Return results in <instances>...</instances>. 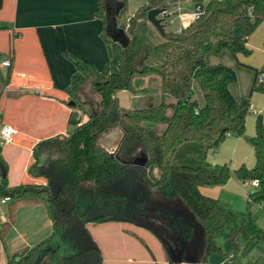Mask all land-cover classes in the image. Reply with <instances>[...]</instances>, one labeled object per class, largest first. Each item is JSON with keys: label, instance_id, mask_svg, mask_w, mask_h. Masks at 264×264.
Wrapping results in <instances>:
<instances>
[{"label": "trees", "instance_id": "16d2710c", "mask_svg": "<svg viewBox=\"0 0 264 264\" xmlns=\"http://www.w3.org/2000/svg\"><path fill=\"white\" fill-rule=\"evenodd\" d=\"M176 1L146 0L120 22L126 0H97L95 14L102 22L100 35L107 47L113 41L106 31L108 24L109 32L122 28L129 41L122 47L115 72L108 63L97 69L65 53L75 67L66 92L75 102L72 108L81 111L85 119L78 123L70 117L73 127L66 134L42 139L33 146L29 173L43 178L44 184L8 186L0 145V197L45 200L52 222L47 238L9 255L5 264H50L51 255H55L56 264H102L101 251L85 223L108 220H127L147 228L159 239L168 264H211L209 255L222 251L216 236L224 227H229L226 238L232 255L219 264H237L238 254L252 241L264 240V229L249 212L238 214L199 190L203 185L223 184L231 176L243 184L257 179L258 186L247 198L264 209V112L256 115L255 132L250 137L255 159L252 167L241 164L230 170L225 164L211 165L206 160L208 150L228 134L244 133L252 93L264 94V67L253 68L249 94L237 99L229 89L237 81L235 70L205 60L208 52L222 49L235 57L250 53L247 37L264 19V0H208L199 17L180 32L167 31L162 23L163 40L152 44L147 38L148 11L164 9L166 2ZM191 1L198 4L201 0ZM2 4L0 0V9ZM115 4L120 9L110 20L106 9L113 12ZM5 57L12 61L13 47L6 55L0 53V60ZM11 73V66L0 67V91L9 83ZM150 75L158 77L161 100L169 96L171 101L145 108L122 107L117 92L135 91L133 80ZM84 85L95 89L96 101L80 95ZM195 92L200 93L201 103L194 99ZM147 123L164 128L158 130ZM115 127H121L123 135L115 153L110 154L98 139ZM142 155L146 166L133 163ZM149 165L157 183L147 176ZM124 182L132 188L133 196L122 194ZM153 197L172 205L155 204ZM125 199L129 205L136 202L134 217L111 215L122 214Z\"/></svg>", "mask_w": 264, "mask_h": 264}, {"label": "crops", "instance_id": "0c3cea01", "mask_svg": "<svg viewBox=\"0 0 264 264\" xmlns=\"http://www.w3.org/2000/svg\"><path fill=\"white\" fill-rule=\"evenodd\" d=\"M188 3L190 2H183V26L191 21L189 14L193 6L189 9L186 7ZM96 9L97 0H3L0 27L4 28L0 29V41L7 38L8 46L7 49L0 46V51H4L0 53L6 55L13 47V59L11 79L0 91V124H8L18 131L11 142L1 145V157L6 163V178L10 187L26 183L44 184L43 178L29 173V167L34 161L33 146L42 139L66 134L73 127L69 125V119L75 109L68 105L70 99L66 88L75 67L65 53L75 55L97 69L106 61L107 44L100 35L102 22L95 14ZM256 35L264 38V19L259 29L247 37L246 44L249 48L257 46ZM205 60L209 65L223 63L233 66L224 49L208 52ZM251 68L253 70L255 67ZM21 72L25 74L24 77L17 75ZM253 77L254 70L252 80ZM118 93H121L120 90L117 92L120 105L130 108L122 105ZM147 102L152 105L148 100ZM255 104L254 100L253 106ZM148 106L150 105H146ZM258 110L263 113L264 105ZM82 114L80 112L79 119L75 117L78 123L85 119ZM121 133L115 127L102 136H105L106 145L110 146L117 142ZM248 147L244 137L228 134L216 148L208 150L206 159L211 165L227 164L230 170L241 164L250 168L255 159L251 160L246 154ZM227 158L229 160L225 163ZM244 186L246 184L231 176L223 184L203 185L199 190L204 195L216 198L223 205L237 208L235 199L245 196ZM153 200L155 204L164 202L156 197ZM247 203H250L248 198ZM167 204L168 207L172 205ZM0 211L4 214L0 215L4 220L0 228V264H5L9 255L36 245L52 232L45 200L10 199L7 203L0 204ZM251 216L253 218L254 215ZM263 220L264 214H261L258 221H253L264 229ZM139 233L153 241L145 230H139ZM99 248L104 261L119 260L118 254L122 251L120 245L111 244L105 248L100 245ZM231 255L230 248L229 257ZM162 257L167 263L163 247ZM146 261L149 262V259L146 258ZM207 261L219 264L224 260L208 257Z\"/></svg>", "mask_w": 264, "mask_h": 264}, {"label": "rangeland", "instance_id": "374dc122", "mask_svg": "<svg viewBox=\"0 0 264 264\" xmlns=\"http://www.w3.org/2000/svg\"><path fill=\"white\" fill-rule=\"evenodd\" d=\"M145 1L146 0H126V6L122 12L123 16L120 18V22L126 21L127 17L133 15L135 11L138 9V7H140ZM207 2L208 0H201L199 4L201 5L202 8H204ZM192 6H193L192 3L186 4V7H188L189 9ZM176 24H178V21H176L174 24L167 25L165 30L167 31L174 30ZM259 25L251 34H254L256 30L259 29ZM3 28H4L3 26L0 27V29ZM147 38L152 44H158L163 40L162 34L150 22L147 24ZM256 44H257L256 47H250L249 54L247 55L240 54L237 57H234L228 49H224L227 52L230 61L233 63L232 67L236 70L237 81L231 83L229 88L237 99L240 97L247 96L249 94L252 75H253V70L251 67H255L258 69L264 67V38L256 35ZM0 46L7 49L8 46L7 38L4 37L2 41H0ZM0 52H4V51H0ZM122 56H123L122 46L118 42L112 41L109 45V48L107 47V58L104 65L108 63V65L110 66V70L115 72L117 70V63L122 59ZM133 86L135 89V91L133 92L129 90H123V91L120 90L121 93H118L120 95V100L122 102V105H125L126 107L144 108L146 107V105L152 106L160 103L161 101H166V102L170 101L169 96L164 97V99L161 100L160 97L161 94L158 88L159 81L156 75H150L147 77H136L133 80ZM79 93L81 96L91 99L93 102L97 100L95 89H93L92 86L90 85L82 86L79 90ZM252 94H253L251 98L252 105L246 116L245 130L241 136L245 138V140L249 145L248 152L246 154H248L250 159L251 160L253 159L254 161V154H253L252 145L250 143V137L254 135V120L256 115L260 112L258 109L260 106L264 105V94L260 92H253ZM194 97H195L194 99H198L199 102L200 101L202 102V98L199 92H195ZM147 100L150 103H152V105L149 104ZM254 100L256 102L255 106H253ZM78 112L80 113L81 111ZM167 112L170 113L171 110L169 109ZM76 116H77V111H74L72 114V119H75ZM147 124L150 127L158 130H162L164 128V125L162 124H156V123H147ZM118 128L123 133V129L121 127ZM102 137L103 136L99 137L100 141L102 140ZM228 160L229 159L227 158L225 163H227ZM131 174H133V172H131ZM130 184L138 185L137 181H131ZM244 187H246L245 196L242 198L239 197L236 198L235 205L237 208H232V209L238 214L249 212L250 215L251 214L254 215L253 220L255 221L256 219L258 221L259 216L261 214H264V209L258 203L255 202H250L249 204L247 203L246 195L249 191L252 190V187L248 185ZM121 188L123 189L122 194L124 196L131 197L134 195V192L131 190L132 188L129 189V186L127 185L126 182H124V185H122ZM139 198H141V196H139ZM122 204H123L122 205L123 208L122 210H120L122 211V214H111V215L122 216V217H134V210H136V206H137L136 202L135 203L131 202V204L129 205V203H127V200L125 199L124 202L122 201ZM141 217L142 216H137L136 218H141ZM262 218H260V220ZM234 224H238V221H236ZM85 228L88 230L91 237L99 247L101 245L102 247L105 248L108 245L117 244L120 245L122 248V251L118 254L120 258L117 262H114L111 259H106V261H104V256L101 253L102 264H104V262L106 264H167L162 257V246L159 239L153 233H151V231H149L147 228H144L134 222L127 220L87 222L85 223ZM121 228H123V230H121ZM228 229L229 227L222 228L216 236V242L221 247L222 251L213 252L209 255V257H214V258L216 257L223 260L229 257L230 246L226 238V233L228 232ZM139 230H145L147 235L150 234L152 236L153 241L147 240L145 236L143 237L142 234L139 233ZM146 258L149 259V262L146 261ZM237 260H238L237 264H264V240L252 241L244 252L238 254ZM49 263L56 264L55 255H51L49 257Z\"/></svg>", "mask_w": 264, "mask_h": 264}, {"label": "built area", "instance_id": "2783aa9c", "mask_svg": "<svg viewBox=\"0 0 264 264\" xmlns=\"http://www.w3.org/2000/svg\"><path fill=\"white\" fill-rule=\"evenodd\" d=\"M187 1L192 3L193 8L190 12V18L191 20L198 18L201 12L203 11V8L201 5L198 3H193L191 0H177L176 2L169 3L166 2V7L162 9V11L158 14V18L161 19V23L167 25L174 24L176 21H178V24H176L174 31L180 32L182 28L184 27L182 24V20L185 19V12H184V6L183 2ZM12 61L8 58L5 57L2 60H0V67L6 68L11 66ZM20 77H24V73H18L17 74ZM263 75H259L258 79L262 80ZM80 113L77 114V119H79ZM17 129L14 127L8 125V124H0V145L9 143L13 140L14 135L17 133ZM246 185L252 187V189L256 188L258 186V181L257 179H252L248 182L245 183ZM9 196H4L0 197V204H5L8 201H10ZM0 215L3 216V212L0 211ZM0 216V228L1 224L3 223V218Z\"/></svg>", "mask_w": 264, "mask_h": 264}, {"label": "water", "instance_id": "95a60500", "mask_svg": "<svg viewBox=\"0 0 264 264\" xmlns=\"http://www.w3.org/2000/svg\"><path fill=\"white\" fill-rule=\"evenodd\" d=\"M119 9H120V5H118V4H115L113 12L107 8L106 12H107L108 18L110 20L114 19L113 17L114 16L116 17ZM161 11H162V9H158V8H154V9L149 10L147 13V20L150 23H152L158 29V31L161 34H164V28H163V25L161 23V19L157 17ZM109 27H110V24H108L106 31L110 35V37L113 39V41H117L122 47H125L128 44L129 39H128L126 33L124 32V30L122 28H118L112 32H109ZM68 105L74 106L75 102L70 100ZM122 135H123V133H121L120 137L118 138L117 142L114 145L107 146L106 141H105V136L102 137L101 141L98 139V143L102 148L105 149V151H107L110 154H114ZM145 162H146L145 155H142L141 157H139L133 161V163H135L137 165H141V166H144ZM147 176H148L149 180H151L153 183L158 182V177L155 175L154 168L152 165H149L147 168Z\"/></svg>", "mask_w": 264, "mask_h": 264}]
</instances>
